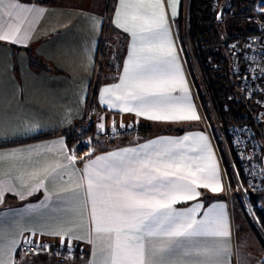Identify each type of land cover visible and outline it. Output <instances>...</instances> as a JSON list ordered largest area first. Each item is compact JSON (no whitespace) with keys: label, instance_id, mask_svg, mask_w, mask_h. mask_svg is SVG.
<instances>
[{"label":"crops","instance_id":"0c3cea01","mask_svg":"<svg viewBox=\"0 0 264 264\" xmlns=\"http://www.w3.org/2000/svg\"><path fill=\"white\" fill-rule=\"evenodd\" d=\"M12 2L20 8L7 7ZM147 2L144 0L141 9L145 13L151 11ZM180 5L178 0L173 16L165 0L166 26L184 81L172 94L184 96L186 86L190 103L200 117L193 121L151 120L122 112L115 95H104L115 107L101 103L102 90L120 83L132 45L131 33L114 23L119 0H4L0 34L10 31L12 25L19 27L18 36L27 38L20 43L0 41V264H103L110 241L107 234L97 238L92 204L86 194L85 164L126 148L139 150L153 140L195 134L208 138L221 190L198 187V197L181 200L172 205L173 209L183 213L201 205L197 219H205L211 209L207 218H224L229 236H199L193 240L201 246L226 247L228 264H264V227L248 212L239 186L229 183L216 142L202 123L201 107L180 52ZM126 11L131 15L135 10ZM95 93L93 125L108 128L145 123L157 129L102 142L90 158L72 161L67 134L83 122L89 96ZM169 125L185 132H166L164 128ZM186 143L191 145L193 141ZM256 207L264 220V196L256 198ZM55 232L72 237L74 258L62 260L20 252L25 240L62 244L60 235L48 234ZM62 245L69 247L67 236ZM197 259L206 264L205 258Z\"/></svg>","mask_w":264,"mask_h":264},{"label":"snow or ice","instance_id":"6c2138e0","mask_svg":"<svg viewBox=\"0 0 264 264\" xmlns=\"http://www.w3.org/2000/svg\"><path fill=\"white\" fill-rule=\"evenodd\" d=\"M119 2L114 23L131 33L132 45L120 83L102 90L101 103L115 107L104 98L105 94L115 95L122 112L151 120H199L186 86L184 96L172 94L184 81L166 26L165 0H148L151 11L147 13L141 10L144 0ZM168 2L175 16L178 0ZM3 6L4 0H0V7ZM7 7L20 8L15 2ZM127 9L135 11L129 15ZM9 29L0 34V41L20 43L27 38L18 36L19 27L9 25ZM190 140L191 145L186 143ZM69 159L75 161L76 157ZM212 161L208 138L195 134L153 140L141 145L139 150L126 148L86 163V194L91 200L97 238L103 239L107 234L110 241L103 264H201L197 258H205L206 264H228L226 247L201 246L193 240L199 236H229L226 220L208 219L211 209L205 219H197L196 211L201 205L183 213L172 207L181 200L198 197V187L213 192L221 190ZM48 234L60 235L62 244L67 236L71 248L72 237L67 233ZM35 246L48 247L38 241Z\"/></svg>","mask_w":264,"mask_h":264},{"label":"trees","instance_id":"16d2710c","mask_svg":"<svg viewBox=\"0 0 264 264\" xmlns=\"http://www.w3.org/2000/svg\"><path fill=\"white\" fill-rule=\"evenodd\" d=\"M260 2L264 0H181L177 23L180 52L230 184L238 185L228 154L231 149L228 130L232 125L251 126L264 153V115H261L264 110L259 102L261 97L259 94L247 95L244 92L243 67L242 72L233 69L229 50L233 42L261 33L253 22L258 16L256 7ZM139 126L141 134H149L157 129L151 124L142 123ZM166 127V132H185L184 128L174 129L172 125ZM67 135L70 147L81 138L72 132ZM246 193L252 207H256V198L264 195L249 191ZM257 212L256 218L264 227L261 213Z\"/></svg>","mask_w":264,"mask_h":264},{"label":"built area","instance_id":"2783aa9c","mask_svg":"<svg viewBox=\"0 0 264 264\" xmlns=\"http://www.w3.org/2000/svg\"><path fill=\"white\" fill-rule=\"evenodd\" d=\"M256 11L259 15L253 19V22L261 33L235 41L230 45V50H232V63L234 62L235 69L243 71L244 92L247 95L259 94L261 97L259 102L264 110V2L257 5ZM93 96L94 94L89 96L83 122L72 130V133L81 137L70 147V155L76 157V162L93 156L102 142L110 143L141 134L138 123L108 128L93 125L91 110ZM262 114L264 115V111L261 112ZM228 133L231 138V149L228 154L232 159L233 170L242 193L244 195L247 194L246 191L264 193V153L255 131L247 124H235L229 128ZM35 245V241L31 244L23 243L19 250L32 255L55 256L62 260H69L76 256L75 250L66 245L50 244L47 248L39 249Z\"/></svg>","mask_w":264,"mask_h":264},{"label":"rangeland","instance_id":"374dc122","mask_svg":"<svg viewBox=\"0 0 264 264\" xmlns=\"http://www.w3.org/2000/svg\"><path fill=\"white\" fill-rule=\"evenodd\" d=\"M258 14V13H257ZM259 15V14H258ZM176 20L174 19L173 20V22H175ZM176 23V22H175ZM257 27V26H256ZM234 43V42H233ZM232 43V44H233ZM232 44H230V45H232ZM229 50H230V48H229ZM230 54H231V58H232V50H230ZM102 55H103V53H102ZM232 61H233V58H232ZM232 64H234V62L232 63ZM233 69L235 70V67L233 66ZM97 80V79H96ZM201 118H202V123H203V126H204V128H206V129H208V127H207V125H206V119L204 118V114H203V112H202V110H201ZM180 129V127H178V126H175L174 127V129ZM208 131V130H207ZM221 137H223V133H221ZM220 142H222L221 141V139H220ZM230 162L232 163V159L230 158ZM223 168V167H222ZM237 182H238V179H237ZM238 186L240 187V184H239V182H238ZM243 196V200H244V202H245V204H246V208H247V210H248V212L253 216V218H255V219H257L256 217V215H257V211H258V209H256V207H252L250 204H249V201H248V198H247V195H242ZM262 196H264V195H262ZM262 196H259V197H262Z\"/></svg>","mask_w":264,"mask_h":264},{"label":"water","instance_id":"95a60500","mask_svg":"<svg viewBox=\"0 0 264 264\" xmlns=\"http://www.w3.org/2000/svg\"><path fill=\"white\" fill-rule=\"evenodd\" d=\"M221 16V12H219L218 17ZM263 165H264V157H263Z\"/></svg>","mask_w":264,"mask_h":264},{"label":"bare ground","instance_id":"6f19581e","mask_svg":"<svg viewBox=\"0 0 264 264\" xmlns=\"http://www.w3.org/2000/svg\"><path fill=\"white\" fill-rule=\"evenodd\" d=\"M91 86V85H90Z\"/></svg>","mask_w":264,"mask_h":264}]
</instances>
